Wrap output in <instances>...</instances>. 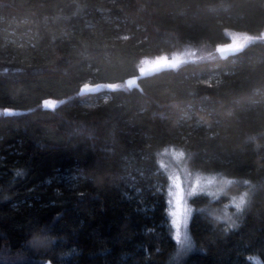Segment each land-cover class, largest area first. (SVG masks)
I'll use <instances>...</instances> for the list:
<instances>
[{"label": "trees", "instance_id": "obj_1", "mask_svg": "<svg viewBox=\"0 0 264 264\" xmlns=\"http://www.w3.org/2000/svg\"><path fill=\"white\" fill-rule=\"evenodd\" d=\"M0 111V264H264V0H0Z\"/></svg>", "mask_w": 264, "mask_h": 264}, {"label": "rangeland", "instance_id": "obj_2", "mask_svg": "<svg viewBox=\"0 0 264 264\" xmlns=\"http://www.w3.org/2000/svg\"><path fill=\"white\" fill-rule=\"evenodd\" d=\"M177 54L172 56H162L155 58H146L142 61V70L153 69L155 66L169 63L172 58L176 57ZM105 84H92L87 82L83 85L85 91H98L103 89ZM112 85V87H117ZM60 101L55 99L46 100L45 104L50 107H55ZM1 112V111H0ZM164 165L169 173V184L167 186L168 203H169V220L172 226L174 237L180 242H189V223L192 219L193 204L192 198L199 194H205L210 197L219 196L224 193V188L229 186V180L220 179L218 177L207 176V175H194L189 170H186L181 165L183 161V154L180 152H165ZM230 204L237 205L233 199L230 200ZM241 204V201L239 202ZM238 204V205H239Z\"/></svg>", "mask_w": 264, "mask_h": 264}, {"label": "water", "instance_id": "obj_3", "mask_svg": "<svg viewBox=\"0 0 264 264\" xmlns=\"http://www.w3.org/2000/svg\"><path fill=\"white\" fill-rule=\"evenodd\" d=\"M141 78V75L134 76L132 78H128L126 80L127 84L132 86L135 82H137ZM83 91H80V94H82Z\"/></svg>", "mask_w": 264, "mask_h": 264}]
</instances>
